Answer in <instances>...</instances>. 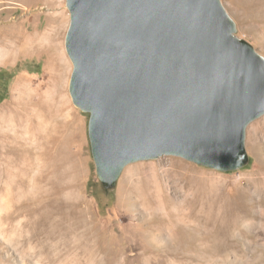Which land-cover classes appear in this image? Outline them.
<instances>
[{
    "label": "rangeland",
    "instance_id": "374dc122",
    "mask_svg": "<svg viewBox=\"0 0 264 264\" xmlns=\"http://www.w3.org/2000/svg\"><path fill=\"white\" fill-rule=\"evenodd\" d=\"M221 1L237 36L264 56V0ZM69 24L66 0H0V35L52 27V54L38 48L0 63V264H264V116L247 129L250 163L242 170L164 156L127 166L106 192L90 116L69 92ZM51 55L62 64L70 118L57 115L61 125L53 120L49 129L38 123L61 105Z\"/></svg>",
    "mask_w": 264,
    "mask_h": 264
},
{
    "label": "water",
    "instance_id": "95a60500",
    "mask_svg": "<svg viewBox=\"0 0 264 264\" xmlns=\"http://www.w3.org/2000/svg\"><path fill=\"white\" fill-rule=\"evenodd\" d=\"M69 92L90 116L103 189L164 156L220 172L250 163L264 116V56L237 36L221 0H66Z\"/></svg>",
    "mask_w": 264,
    "mask_h": 264
},
{
    "label": "bare ground",
    "instance_id": "6f19581e",
    "mask_svg": "<svg viewBox=\"0 0 264 264\" xmlns=\"http://www.w3.org/2000/svg\"><path fill=\"white\" fill-rule=\"evenodd\" d=\"M13 1H15V0H13ZM263 3H264V1H263ZM48 21H49V23H48L49 26H52V25L55 24V19L53 17L49 18ZM51 28H48V30L43 35H40V34L29 35V36H26V35L23 36L22 35L20 37H15L14 35H11V34H6V35H3V36L0 35V63H2V61L11 60L12 58H14L18 54H28L30 52H35L38 48L43 49V50H47V52H51L52 51ZM51 54H52V52H51ZM51 58L52 59L50 60L48 67H50V69L53 70V73H52L53 76H51V77H54V80H55V83H53V84H56V87H58L56 89L57 90L56 92L58 94V96H56V99L59 98V100H57V102L58 103L60 102L59 104H61V105L58 106L57 109H55L57 111L54 110V108H56V107H52L51 110H50L49 115L48 116L45 115V117H46L45 118V122L41 121V122L38 123V125H40L42 127L45 126V128L47 126V128H49V129H52L51 125H52L53 120L57 121L58 125H61L60 119L57 120V118H58V117H56L57 115H59V114L62 115V113L66 112L68 114V118H70V104L68 103V100L66 99V95L64 93V87L60 86L61 83L59 82L60 81L59 77H61L60 76V70H62V68L60 66L62 64L61 65L59 64V62L57 60L58 58H55L54 56H52ZM51 83L52 82H50V84ZM34 88H36V87H34ZM45 92L47 93V91H45ZM27 93H28V91H27ZM16 94L19 96L20 99H22V97H25V95H26L25 86L24 85L23 86L19 85V87L16 88ZM28 96H26V97H28ZM22 109H28V108H22ZM39 109L41 110V108H39ZM41 118H43V117H41ZM42 120H44V118ZM54 130H56V129H54ZM52 138L50 137L49 141L52 140ZM45 139H47V137H45ZM152 237H154L153 240H155L156 242H159V240H160L159 236H157L156 234H153Z\"/></svg>",
    "mask_w": 264,
    "mask_h": 264
},
{
    "label": "trees",
    "instance_id": "16d2710c",
    "mask_svg": "<svg viewBox=\"0 0 264 264\" xmlns=\"http://www.w3.org/2000/svg\"><path fill=\"white\" fill-rule=\"evenodd\" d=\"M2 100V98H0V101Z\"/></svg>",
    "mask_w": 264,
    "mask_h": 264
}]
</instances>
